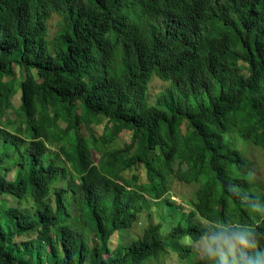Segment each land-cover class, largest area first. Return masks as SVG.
I'll list each match as a JSON object with an SVG mask.
<instances>
[{"label":"trees","instance_id":"trees-1","mask_svg":"<svg viewBox=\"0 0 264 264\" xmlns=\"http://www.w3.org/2000/svg\"><path fill=\"white\" fill-rule=\"evenodd\" d=\"M220 1L0 0V264H264L246 154L264 162V0ZM168 181L197 184L189 209L169 199L136 234V201Z\"/></svg>","mask_w":264,"mask_h":264},{"label":"rangeland","instance_id":"rangeland-1","mask_svg":"<svg viewBox=\"0 0 264 264\" xmlns=\"http://www.w3.org/2000/svg\"><path fill=\"white\" fill-rule=\"evenodd\" d=\"M162 82L154 79L152 81V86L154 88H159L160 86H162L161 84ZM153 93H155V91H153ZM18 103V93L13 97V105L14 107L17 106ZM9 116L12 119H16L17 120V116L15 115L14 111L12 109L9 110ZM61 126H63V122L59 123ZM107 124V119L105 118H99L98 122H94L91 123L89 125L90 130L92 132V134L94 136H98L99 133H101L104 129V125ZM82 130L84 131V128L81 127ZM131 139L130 134L128 133L127 130H122L118 137L116 138V142H117V146H121L124 142H127ZM247 156L249 157V159L251 161L254 162V164L252 165L253 167V175L257 181L258 184H261L264 182V168H263V153L261 148L259 147H251L249 146L247 149ZM93 159L97 160L98 159V155L96 152H93ZM142 167H138V169H132V170H128L124 173L125 177H130L132 174H137L139 177V182H145L146 181V175L145 172L142 170ZM197 185V184H196ZM195 184L192 183H187L185 185H181L178 182L175 181L171 183L170 185V192H172L173 194V198L175 199V201L179 202L181 201V199H184L182 202L186 205L188 203L189 199L193 198V192L196 188ZM144 223L142 224L141 229L143 228ZM138 227L133 228L135 230L136 234H140V229H137ZM30 235H28L26 238H28ZM19 240H21V238H18ZM195 248H198L197 252L199 254L203 253V249L207 250L208 245H204V244H200V245H195ZM167 258V257H166ZM163 263V262H162ZM176 260H174V262H169V259H166V263L163 264H175ZM143 264H158L157 259L154 258H150L148 260H146V262H144ZM159 264H161V262H159Z\"/></svg>","mask_w":264,"mask_h":264},{"label":"clouds","instance_id":"clouds-1","mask_svg":"<svg viewBox=\"0 0 264 264\" xmlns=\"http://www.w3.org/2000/svg\"><path fill=\"white\" fill-rule=\"evenodd\" d=\"M220 2L223 3L222 1H220ZM249 3H250V0H229V2L226 4V8H227L226 16L230 17V16H233V15H235L237 13H240V12H242V13L247 15V13L249 11V7L247 6V4H249ZM149 183H150V181H148L147 178H146L145 182L137 181L136 187H134V189H132V190L137 191L138 193H140V191H142V190H140L138 187L142 186V185H147ZM170 185H171V183L169 184V181H168V188H169V192L168 193L163 191L161 184H158L157 186L153 187L154 189L152 190L151 193L144 194V197H142V198H140V199H138L136 201V203H145V207L142 209L143 212L140 214V219L134 225L133 228L138 227L137 229H140V232H141V230L143 229V228L141 229L142 224L144 223V226H145V224L147 222L146 221L147 220V214L149 212H155L154 211L155 209H156V213H160V212H158V210L161 209L164 206V203L169 201V199L171 201H173L174 203L182 204V205H184V207L186 209H189L188 204L185 205L182 202V200L179 201V202L175 201V199L173 198L172 192H170ZM182 185H185V184H182ZM193 195H194V192H193ZM159 223L162 224V226L160 228V231H159V236L164 238L170 232L169 225H171L172 223L170 221L164 220V219H162L159 222H157L156 225H158ZM206 224H208V226H209L208 230H210L211 228H215L216 227V228H218L219 233L223 232L225 229L230 227V229L226 233L228 235H229V231L233 227L238 226L237 221H232V223H230L229 226L227 224H223V223H221L219 221H217L216 223H211V221H208ZM133 231H135V230L133 229ZM165 241L169 244L168 240H165ZM206 241H207V237H201V239L198 240L195 245H200V244L209 245V243L207 244ZM237 242L239 244L245 246V247L247 246V242H246V240L243 237H238L237 238ZM174 243L176 245H178V242H177L176 239L174 240ZM228 247H229V250H231L232 245L229 244ZM196 249H198V248H196ZM205 251L206 250L203 249V253Z\"/></svg>","mask_w":264,"mask_h":264}]
</instances>
